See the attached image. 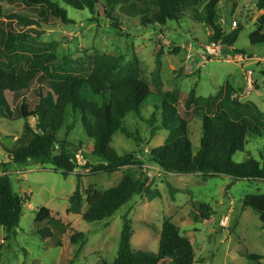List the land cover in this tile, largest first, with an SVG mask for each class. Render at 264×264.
<instances>
[{"label":"rangeland","instance_id":"1","mask_svg":"<svg viewBox=\"0 0 264 264\" xmlns=\"http://www.w3.org/2000/svg\"><path fill=\"white\" fill-rule=\"evenodd\" d=\"M209 1L202 0L200 14H205ZM257 1L223 0L219 3L218 21L226 33L233 31L231 21L237 19L240 23L238 39L226 57L210 59L203 56L209 30L203 23L188 16L179 22H168L165 26L145 27L138 18H125L117 7L114 15H119L116 17L122 29L119 32L111 26L113 18L105 15L99 23L92 22L94 16L89 9H75L63 0H59V3L68 12L73 24L65 25L51 17L48 25L41 28L32 26L37 34L32 35L31 44L54 52L59 59L67 55L76 59L115 53L124 55L128 62L136 54L141 62L142 78L155 93L157 85L154 75L158 60L155 50H162L159 76L166 91L179 95L178 109L188 122L193 151L197 153L202 136V120L197 112H187L184 108V100L192 89L196 88L198 97L207 98L217 95L223 85L230 82L242 101H253L264 111V44L252 45L250 42V35L257 29L256 21L264 14V10L256 7ZM17 4L22 7L21 2ZM248 4H252L253 10L246 18L244 9ZM98 5L106 8L107 0H98ZM27 30L15 22L0 20V31L22 34ZM249 71L254 73L253 87L246 91V74ZM47 89L48 86L37 79L28 91L14 97V119L0 118V174L10 175L13 190L24 200L23 216L15 233L7 237L0 226V264H112L119 251L125 218L132 223V247L135 251L157 254L164 221L171 220L181 234L193 243L196 264H264V258L257 263L245 256L256 254L264 257V223L259 214L243 205L247 195L264 194V181L234 182L229 176L204 178L200 174L181 175L157 170L161 168L150 161V154L164 144L168 132L161 130L152 134L146 120L154 111V106L161 105V96L154 95L153 99L147 100L148 108H143L140 116L130 113L125 118L124 126L140 137L141 143L120 131L115 133L111 143L118 155L134 154L147 165L144 172L152 171V176H148L150 193L135 195L112 217L102 222L85 221L82 214L87 206L83 203L80 209L71 204L78 185L82 197H85V191L90 187L103 192L116 186L124 174L131 173L138 177L139 169L126 168L114 174H93L91 168L79 162L77 169L65 176L52 164L41 165L33 161L8 164L4 148L12 147L15 138L24 135V120L19 113L22 96L33 109L39 100L38 93L45 94ZM163 91H159V95ZM29 121L32 125L36 122L34 118ZM67 124H74V129L66 136L67 129L64 127L59 136L66 137L73 144L71 151L74 154L80 149L88 165H98L101 161L92 153L95 141L87 136L79 116L74 117L70 109ZM262 154L264 135L250 137L245 152L237 153L234 160L242 163L254 158L262 162ZM26 193H30L28 201L24 199ZM201 204L211 208L209 219L199 214ZM42 207L48 208L53 215L70 225L71 231L59 237L60 245L46 239L34 226L36 214ZM224 219L228 223L222 226ZM79 232L86 236L83 249L82 241L77 244L71 241V236Z\"/></svg>","mask_w":264,"mask_h":264},{"label":"trees","instance_id":"2","mask_svg":"<svg viewBox=\"0 0 264 264\" xmlns=\"http://www.w3.org/2000/svg\"><path fill=\"white\" fill-rule=\"evenodd\" d=\"M63 1L78 10L89 9L94 16L92 22L99 23L105 15L113 18L111 26L119 32H122L120 22L116 20L119 15H114L117 7L125 18H138L145 27L165 26L168 22H179L188 16L208 28V43H223L228 51L224 57L239 36V27L226 33L218 21L217 7L223 0H210L205 6L204 15L199 12L202 0H107L106 8L99 6L98 0ZM17 2H21L22 7ZM256 7L264 10V0H258ZM51 17L65 25L73 24L59 0H0V20L15 22L28 29L22 34L0 31V118L14 119V97L28 91L34 81L38 79L48 86L45 94L38 93L39 100L33 109L22 96L19 113L24 120V135L17 138L12 147L4 148L8 164H26L30 161L41 165L52 164L65 176L77 169L75 155L71 151L73 144L66 137L59 136L64 127L67 129L66 136L74 129V124H67L70 109L74 117L79 116L87 136L95 141L92 153L101 162L96 166L86 164L93 174H114L126 168L141 171L138 177L131 173L124 174L116 186L103 192L90 187L85 191V197H82L78 185L71 204L80 209L83 203L87 206L82 214L85 221L102 222L112 217L135 195L150 193L148 175L144 172L145 163L134 154L118 155L111 143L119 131L138 143L142 142L140 137L124 126V121L130 113L140 116L141 110L148 108L147 100L156 95L161 96V105L154 106L146 123L151 127L152 134L165 130L168 137L162 146L150 154L152 163L165 172L181 175L200 174L204 178L229 176L234 182L264 181L263 154L262 162L254 158L242 163L234 160L237 153L245 152L250 137L264 135V111L253 101H242L230 82H226L217 95L207 98L198 97L194 88L184 100L185 110L197 112L202 120L200 147L194 153L188 122L178 109L179 95L166 91L159 76L162 50H155L158 59L154 75L157 85L155 93L142 78L141 62L136 54L128 62L124 55L115 53L76 59L67 55L59 59L54 52L33 46L32 35L37 31L32 26L41 28L48 25ZM256 26L257 29L250 35V42L252 45L264 44V14L256 21ZM42 35L44 33L39 37ZM159 91H163L162 95H159ZM30 118L36 120L34 125L30 123ZM243 205L259 214L264 223V194L247 195ZM23 210L24 200L13 190L10 175L0 174V226L7 237L19 227ZM198 212L205 219L212 215L211 208L206 204H201ZM34 226L57 245L61 244L59 237L71 231L64 219L53 215L46 207L37 212ZM133 235L132 223L125 218L119 251L112 264L197 263L193 243L181 234L171 220L164 221L157 254L135 251L132 247ZM71 241L73 244L82 241L83 249L86 236L75 233ZM245 256L257 263L264 258L256 254Z\"/></svg>","mask_w":264,"mask_h":264},{"label":"built area","instance_id":"3","mask_svg":"<svg viewBox=\"0 0 264 264\" xmlns=\"http://www.w3.org/2000/svg\"><path fill=\"white\" fill-rule=\"evenodd\" d=\"M240 26V23L238 22L237 19H234L231 23V27L232 29H236ZM225 51V46L223 45L222 42H211V43H207L206 45H204V53H203V56L204 57H207V58H213V57H219L223 54V52ZM253 75L254 73L249 71L247 72L246 74V80H247V83H248V86H247V89L246 91H249V90H252V87H253ZM17 138H15L16 140ZM75 157H74V161L78 164L79 162H81L82 164H87L85 159H84V156H83V152L81 150H78L75 154ZM157 170H160V171H164L163 169H157ZM152 171H147V175L148 176H152ZM25 197H26V200L28 201L29 197H30V193H26L24 194ZM228 223V220L227 219H224L221 221V225L222 226H225L227 225Z\"/></svg>","mask_w":264,"mask_h":264},{"label":"crops","instance_id":"4","mask_svg":"<svg viewBox=\"0 0 264 264\" xmlns=\"http://www.w3.org/2000/svg\"><path fill=\"white\" fill-rule=\"evenodd\" d=\"M253 8V6H252V4H248L247 5V8L246 9H244L245 10V12H246V18H248V13H252V9ZM145 166H147L146 164H145Z\"/></svg>","mask_w":264,"mask_h":264},{"label":"water","instance_id":"5","mask_svg":"<svg viewBox=\"0 0 264 264\" xmlns=\"http://www.w3.org/2000/svg\"><path fill=\"white\" fill-rule=\"evenodd\" d=\"M227 53H228V51L225 50L222 55L225 56Z\"/></svg>","mask_w":264,"mask_h":264}]
</instances>
